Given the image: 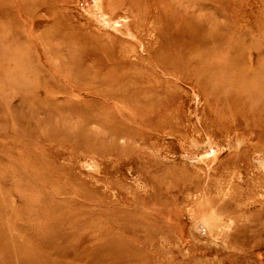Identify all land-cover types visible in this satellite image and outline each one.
Wrapping results in <instances>:
<instances>
[{
    "label": "rangeland",
    "instance_id": "rangeland-1",
    "mask_svg": "<svg viewBox=\"0 0 264 264\" xmlns=\"http://www.w3.org/2000/svg\"><path fill=\"white\" fill-rule=\"evenodd\" d=\"M27 257L264 264V0H0V264Z\"/></svg>",
    "mask_w": 264,
    "mask_h": 264
},
{
    "label": "bare ground",
    "instance_id": "bare-ground-1",
    "mask_svg": "<svg viewBox=\"0 0 264 264\" xmlns=\"http://www.w3.org/2000/svg\"><path fill=\"white\" fill-rule=\"evenodd\" d=\"M20 54V53H19ZM20 80H17L16 79V83H18ZM14 210V209H13ZM18 210V209H17ZM231 221V220H230ZM199 222V221H198ZM229 223V222H228ZM12 228H14V227H12ZM14 232H16V231H14ZM6 243H1V245H5ZM5 251H6V249H4ZM3 250V251H4ZM20 264H45V262H42L40 259H38V260H31L30 258H24V259H21L20 260Z\"/></svg>",
    "mask_w": 264,
    "mask_h": 264
}]
</instances>
